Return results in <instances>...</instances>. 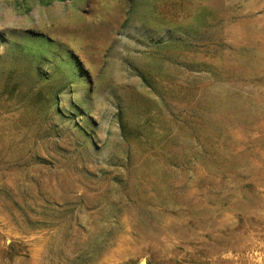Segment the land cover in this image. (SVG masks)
<instances>
[{
    "label": "rangeland",
    "instance_id": "rangeland-1",
    "mask_svg": "<svg viewBox=\"0 0 264 264\" xmlns=\"http://www.w3.org/2000/svg\"><path fill=\"white\" fill-rule=\"evenodd\" d=\"M0 264H264V0H0Z\"/></svg>",
    "mask_w": 264,
    "mask_h": 264
},
{
    "label": "trees",
    "instance_id": "trees-1",
    "mask_svg": "<svg viewBox=\"0 0 264 264\" xmlns=\"http://www.w3.org/2000/svg\"><path fill=\"white\" fill-rule=\"evenodd\" d=\"M64 1V0H63Z\"/></svg>",
    "mask_w": 264,
    "mask_h": 264
}]
</instances>
